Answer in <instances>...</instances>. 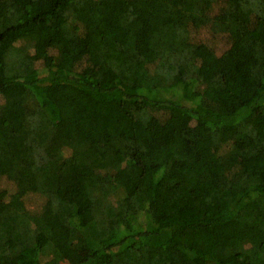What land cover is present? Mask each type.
<instances>
[{"label":"trees","instance_id":"1","mask_svg":"<svg viewBox=\"0 0 264 264\" xmlns=\"http://www.w3.org/2000/svg\"><path fill=\"white\" fill-rule=\"evenodd\" d=\"M260 162L264 0H0V264H264Z\"/></svg>","mask_w":264,"mask_h":264},{"label":"rangeland","instance_id":"2","mask_svg":"<svg viewBox=\"0 0 264 264\" xmlns=\"http://www.w3.org/2000/svg\"><path fill=\"white\" fill-rule=\"evenodd\" d=\"M194 37L197 40H202L211 43L217 51V53L221 54L230 46V40L225 35H216L213 36L209 30L202 29L199 32L194 33ZM254 166H256L257 161L253 160L251 162ZM264 163L260 162V166ZM14 186L5 179L0 180V197L7 196V194H11L14 191ZM24 202L31 211H39L42 208L44 203V199L38 195H28L24 198Z\"/></svg>","mask_w":264,"mask_h":264}]
</instances>
